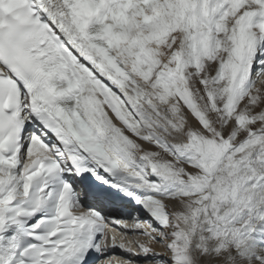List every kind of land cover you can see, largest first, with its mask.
Instances as JSON below:
<instances>
[{
  "label": "snow or ice",
  "instance_id": "1",
  "mask_svg": "<svg viewBox=\"0 0 264 264\" xmlns=\"http://www.w3.org/2000/svg\"><path fill=\"white\" fill-rule=\"evenodd\" d=\"M0 264H264V0H0Z\"/></svg>",
  "mask_w": 264,
  "mask_h": 264
},
{
  "label": "bare ground",
  "instance_id": "2",
  "mask_svg": "<svg viewBox=\"0 0 264 264\" xmlns=\"http://www.w3.org/2000/svg\"><path fill=\"white\" fill-rule=\"evenodd\" d=\"M161 248H162V247H161ZM158 250H159V251H163V248H162V249H160V248L158 247Z\"/></svg>",
  "mask_w": 264,
  "mask_h": 264
},
{
  "label": "rangeland",
  "instance_id": "3",
  "mask_svg": "<svg viewBox=\"0 0 264 264\" xmlns=\"http://www.w3.org/2000/svg\"><path fill=\"white\" fill-rule=\"evenodd\" d=\"M118 231H119V230H118ZM157 247H159L160 249H162L161 246H157Z\"/></svg>",
  "mask_w": 264,
  "mask_h": 264
}]
</instances>
